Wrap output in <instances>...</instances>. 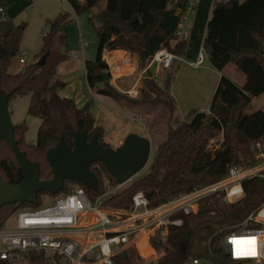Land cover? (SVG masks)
Masks as SVG:
<instances>
[{"label": "trees", "instance_id": "16d2710c", "mask_svg": "<svg viewBox=\"0 0 264 264\" xmlns=\"http://www.w3.org/2000/svg\"><path fill=\"white\" fill-rule=\"evenodd\" d=\"M66 1L76 15L87 14L98 40L94 60L84 61L88 86L114 101L131 106L163 107L168 112L164 138L152 148L148 172L128 187L109 195L101 202L102 206L130 210L132 196L142 192L149 207H155L224 177L232 165L253 162L252 144L264 138V107L251 112L250 105L253 97L264 93V0L213 1L201 48L207 53L211 67L221 72L223 68L233 66L243 75V84L238 86L221 73L208 112L190 110L176 125L170 124L176 105L169 87L174 78L175 61L183 58L187 49L186 39L176 34L184 0ZM68 21L69 14L61 12L48 21L41 50L35 55L34 62L16 73H9L10 60L19 50L26 24L14 23L8 17L0 19V94L6 95L8 102L29 96L27 114L40 121L36 141L30 144L24 140V122L14 124L13 134L18 149L25 153L27 160L39 165L40 180L51 178L46 153L61 138L73 147L74 134L86 131L87 140L97 134L99 145L109 146L103 141L102 127L94 125L88 106L78 108L72 98L58 94L66 86L57 66L67 60V52L63 49L67 34L63 28ZM114 49L134 55L139 70L144 69L160 49H166L175 58L163 69L162 87L145 70L139 95L129 96L109 81L102 82V72L110 76L103 52ZM46 52L43 64L38 65L36 61ZM219 133H222V148L209 151V142ZM89 168L97 177L96 190L65 181V188L60 193L67 192L68 185L75 183L90 200L95 201L104 194L107 186L116 185L114 177L102 163H91ZM0 177L11 184L19 183L23 177L11 149L2 138ZM242 188L243 196L232 203L223 201L217 194L202 198L195 213L181 216V226L169 227L163 239L152 237V246L160 252L157 264H183L191 257H207L213 264L230 263L219 248L221 236L264 202L263 178L245 181ZM38 206L24 202L0 207V226L13 212ZM133 259V250L128 247L113 257V263L133 264ZM0 264L6 263L0 260ZM26 264L63 263L57 255L30 251Z\"/></svg>", "mask_w": 264, "mask_h": 264}, {"label": "built area", "instance_id": "2783aa9c", "mask_svg": "<svg viewBox=\"0 0 264 264\" xmlns=\"http://www.w3.org/2000/svg\"><path fill=\"white\" fill-rule=\"evenodd\" d=\"M197 3L198 0H184L176 30L181 38L188 33V17ZM3 13L0 6V14ZM202 52L201 48L191 66L202 64ZM173 58L175 56L166 49H160L150 63L156 60L162 69H166ZM18 61L25 63L23 56ZM252 154L253 162L232 165L224 177L167 199L155 207H149L142 192L132 196L130 210H111L102 206L103 197L121 186L117 184L108 187V194L95 201L81 190L69 187L67 192L53 196L48 205L17 210L14 227L6 229L0 226V260L6 264H26L30 251H44L59 256L63 264H114L113 257L117 253L130 246L137 247L140 239H146L152 247V237L163 239L169 227L181 226V216L195 213L202 198L217 194L228 203L240 199L244 194L243 182L253 178L264 179V138L252 144ZM252 241L255 253L247 254V245ZM218 245L230 259L228 264H264V202L225 231ZM183 264H213V261L207 257H191Z\"/></svg>", "mask_w": 264, "mask_h": 264}, {"label": "rangeland", "instance_id": "374dc122", "mask_svg": "<svg viewBox=\"0 0 264 264\" xmlns=\"http://www.w3.org/2000/svg\"><path fill=\"white\" fill-rule=\"evenodd\" d=\"M29 2L30 3H27V6L24 8V11L19 12V15H14L15 23L24 22L26 27L20 41L19 50L10 60L8 72H18L23 68V66L34 62L35 55L41 50L42 36L48 29L47 22L54 19L61 12L69 14V21L63 28V32L67 34V39L63 41V49L67 52V60L57 66V72L64 82L66 79L73 76L74 72L79 75H83L84 61L94 60L98 46V40L88 20L87 14L81 13L76 15L66 0H29ZM4 14L5 13H3V15ZM199 36L200 33L194 31L190 34L189 38H184L187 41L185 55L183 58H178L175 61L174 78L169 88V92L173 96L176 105V111L170 120L171 125H176L181 122L190 110H197V112H199L200 107H203V110H205L206 105L208 104L207 102L211 103L217 86L215 85L217 76L215 72H213L214 70L210 68L206 52H202L204 60L199 68L193 66L189 67L187 65V61L190 60L189 55L193 53V50L198 49V54L201 51L200 46L202 44L203 35L201 34V36ZM22 52H24V55ZM22 56L25 59L24 64H21L18 61L19 57ZM224 74L234 80L238 86H242L243 75L236 71L233 66L226 67ZM137 80V76L134 75L127 80H118L116 84L123 90H126L127 92L125 93L129 96V93H132L133 96H138L141 81L135 87ZM163 82L164 80L159 79L161 87L163 86ZM28 103L29 96L12 99L8 102V110L13 125L21 122L25 123L26 130L24 133V140L27 143L34 144L40 121L37 117L27 114ZM119 105H123L129 110L119 109ZM250 105L251 112L264 107V93L253 97ZM105 109H108L107 111H110L114 117L111 125L109 126L111 131L116 129L115 127L118 123H122L124 128H129V133H135L141 137H146V132L144 131L142 125V123H144L151 132V137L149 138L152 148L156 143L163 140L168 119V112L165 108L130 106L123 101H117L112 102V104H109ZM116 111L118 112V115ZM222 140V133H219L209 142L207 149L209 151H214L222 148ZM152 154L153 150L151 152V156ZM147 172L148 165L145 166L131 180L121 185L118 189L113 190V193L108 194L107 188L111 185L107 186L105 188L104 195H108H106L105 198L128 187ZM68 186L74 188L75 190L79 189L75 183L69 184ZM53 198V196L46 193L40 194L39 206L50 204ZM105 198L103 197V199ZM110 209L113 210L114 208ZM16 212H13L2 223L1 228L8 229L14 227ZM136 246L137 247L130 246L133 250V264H157L160 258V252L153 246L151 247L147 243L146 239H140Z\"/></svg>", "mask_w": 264, "mask_h": 264}, {"label": "water", "instance_id": "95a60500", "mask_svg": "<svg viewBox=\"0 0 264 264\" xmlns=\"http://www.w3.org/2000/svg\"><path fill=\"white\" fill-rule=\"evenodd\" d=\"M46 56L47 52L36 63L42 65ZM101 77L102 82H106L111 75L102 72ZM13 131L8 97L0 94V138L8 144L23 175L22 180L16 184L0 177V207L24 202L38 206V194L44 192L55 196L64 190L65 181L96 190L97 177L89 168L94 162L102 163L116 184L123 185L147 166L152 152L150 139L135 133H128L115 147H102L98 143L97 134L87 140L86 131H81L74 134L73 147L61 138L56 146L47 151L46 160L52 176L48 180H40L39 165L27 160L25 153L18 149Z\"/></svg>", "mask_w": 264, "mask_h": 264}, {"label": "crops", "instance_id": "0c3cea01", "mask_svg": "<svg viewBox=\"0 0 264 264\" xmlns=\"http://www.w3.org/2000/svg\"><path fill=\"white\" fill-rule=\"evenodd\" d=\"M213 1L214 0H198L194 12L188 17L189 30L187 35L185 36L186 38H189L190 34L194 31L200 33V36L201 34L204 35L206 22L211 17V8ZM27 3H30L29 0H3L0 6L3 8V12L5 14H0V19H3V17L12 18L13 22L15 23L14 15H19V12L24 11V8L27 6ZM189 56L190 60L187 61V65L189 67H192L190 64L196 62L198 57V49H194L193 53ZM102 57L109 68V73L111 75V78L109 80L110 84L120 92L125 93L127 91L123 90L116 84L118 80H127L128 78H131L132 76L136 75L138 79L135 85L136 87L137 84L144 77L145 70L150 73L151 77L154 79L157 85L161 87L159 79L164 80L163 69L158 63V61L155 60L151 63L149 62L144 69L139 71L136 57L134 55H131L127 51L121 49L104 51ZM201 65L202 64H200L196 68H199ZM210 68L214 70L213 72H215L217 76V80L215 82V85H217L219 77L221 73L225 72L226 67L223 68L221 72L211 67V65ZM73 74V76L65 80L66 86L64 89L59 91L58 94L62 97L72 98L78 108H81L85 105L88 106L89 112L93 118L94 125H98L103 129V141L107 143L110 147H115L119 145L124 139V137L130 132V130L129 128H124V125L122 123H118L115 127L116 129L111 131L109 129V126L111 125L112 119L114 117L112 116V113L110 111H107L108 109H105L108 107L109 104L111 105L112 102L117 101H114L113 99L107 96L97 94L95 89H91L86 82L85 71L83 72V75H79L76 72H74ZM207 103L208 104L206 105L205 110H203V107H200L199 112H208L210 102ZM119 106V109H126L123 105ZM116 113L118 115L117 111ZM142 125L144 131L146 132V137L150 139L149 137H151V132L148 130L144 123H142Z\"/></svg>", "mask_w": 264, "mask_h": 264}, {"label": "bare ground", "instance_id": "6f19581e", "mask_svg": "<svg viewBox=\"0 0 264 264\" xmlns=\"http://www.w3.org/2000/svg\"><path fill=\"white\" fill-rule=\"evenodd\" d=\"M254 245H255V243H253V241L249 242V244L247 245V251H248V252H246L247 254L255 253V250L252 248V246H254Z\"/></svg>", "mask_w": 264, "mask_h": 264}]
</instances>
